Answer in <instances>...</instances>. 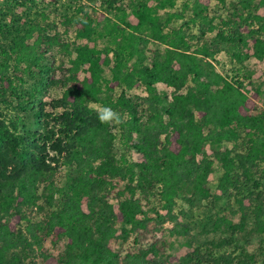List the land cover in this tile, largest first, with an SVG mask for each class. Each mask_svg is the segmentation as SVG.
I'll list each match as a JSON object with an SVG mask.
<instances>
[{"label":"trees","instance_id":"1","mask_svg":"<svg viewBox=\"0 0 264 264\" xmlns=\"http://www.w3.org/2000/svg\"><path fill=\"white\" fill-rule=\"evenodd\" d=\"M106 1L101 13L78 7L80 17L53 5L55 11L42 7L25 26L14 25L8 11L3 17L9 14L10 21L0 20V40H9L0 45V264H253L245 249L238 254L227 249L249 217L264 239V108L214 62L220 53L238 64L251 56L264 59V15L257 13L264 0H240L234 11L245 10L246 16L221 18L226 27L211 41L201 37L205 28H216L213 17L203 15L202 0L194 2L200 35L182 28L164 31L173 15L162 21L159 10L174 7L176 0ZM128 9L135 23L127 21ZM70 28L73 39L66 38ZM96 38H105L101 48L77 42ZM151 40L165 49L150 56ZM55 51L65 54L67 66L54 63ZM61 68L66 75L56 78ZM83 69L87 75L79 78ZM24 83L29 90L20 89ZM58 85L61 96L42 100ZM137 87L147 93L143 113L129 94ZM89 103L111 106L125 117L119 137L138 160L117 158V134ZM225 142L232 147H221ZM216 161L222 169L220 195L208 183ZM62 166L65 181L54 187ZM41 186L50 191L47 207L39 202ZM184 193L186 208H178ZM154 195L158 208L152 207V216L145 207ZM224 196L238 207L221 206L213 218V232L230 234L210 241L220 253L196 247L181 257L163 255V222L174 223L171 235L187 236L190 229L179 224V216ZM47 239L63 241V247L51 253Z\"/></svg>","mask_w":264,"mask_h":264},{"label":"rangeland","instance_id":"2","mask_svg":"<svg viewBox=\"0 0 264 264\" xmlns=\"http://www.w3.org/2000/svg\"><path fill=\"white\" fill-rule=\"evenodd\" d=\"M196 0H176L175 6L168 9H160L159 14L162 21L166 19L169 14L173 15V18L167 25L164 27V31H168L172 28H182L183 31L187 35H200V26L202 25V20L199 17L195 16L194 12V2ZM203 3L207 5L206 13L209 17H213V23L216 25V28L213 30L205 28V35L201 36L206 41H211L214 39L217 30L223 25L221 18L230 17L237 20H240L238 15L239 13H243L242 16H246L247 12L242 10L243 12L234 11L236 7H238L237 3L240 0H224V4H221L218 0H202ZM127 0H119L118 4H125ZM256 3V0H254ZM56 10L63 13L66 11L68 14H72L74 17H80L81 13L78 12V7L84 6L89 12L92 13V9H95L96 13L103 12V9L108 7L106 0H94V2H90V0H0V20L3 19V15L7 13H11L14 15L15 24L14 25H22L25 26L24 21L28 19L39 17L38 12L41 10L42 7H46L47 9H53V6ZM253 10V9H252ZM57 12V11H56ZM234 13L238 14L235 15ZM257 13L260 15H264V8L260 7L257 9ZM52 13L51 15H53ZM110 17L116 19L110 13H108ZM4 21L9 22L10 16L9 14L4 18ZM127 21L130 23H135L136 19L131 14L130 10H127ZM58 29L62 30L63 28L57 21ZM252 27H256L257 24L253 23ZM9 35V34H8ZM13 35V34H12ZM64 35V33H63ZM11 36H8L10 39ZM67 39H73V29L70 28L69 32L66 35ZM9 40H5L4 38L0 40V45L2 43V47L6 46ZM79 43H88L90 46L96 44L98 48H101L105 43V38H96L95 40H78ZM191 43H194L192 40ZM165 49V45L159 43L155 40H151L147 45V53L152 56L154 52L163 51ZM245 51L251 52V49H245ZM55 58L54 63L56 65H68L66 61L65 54L61 52H54ZM216 69L222 73L227 79H231L234 83H238L239 81L242 82V89L248 94V96L253 97L255 103L258 107L264 108V98L262 95V91L264 90V59L258 60L255 57L251 56L247 60L244 61L243 64H238L237 62L233 61L228 54L220 53L216 56V60L214 62ZM64 68L57 69L55 77L56 78H63L66 74L63 70ZM87 75L85 69H83L79 73V78ZM104 78L110 77V70L108 67H104L103 72ZM20 89L29 90L30 83H24L19 85ZM157 89L164 91L168 94L171 93L172 89L166 87L165 85L158 84ZM63 91V87L61 85L51 87L48 91L43 94L41 97L42 100L48 102L52 98H57L61 96ZM120 89L116 88L113 94L119 93ZM105 93V92H104ZM129 94L135 98V100L140 103L139 109L143 113L144 112V105H143V98L147 95L145 89L143 87H137L133 90L129 91ZM104 97V94L102 95ZM113 97V95H112ZM93 109H98L102 105L98 103H89ZM47 110H51L49 106L46 107ZM57 111V110H56ZM30 126L33 124L31 119L29 120ZM113 131L117 134V139L114 142V152L118 159H125L126 161H135L140 158V156L132 149L127 147L122 139L119 137V127L118 125H111ZM35 128H39L36 127ZM232 147V143L225 142L221 147ZM206 150L209 151V146L206 147ZM212 151V150H211ZM222 173V169L219 163L216 161L214 163V170L209 175V187L210 190L218 195L220 192L217 188L218 177ZM67 168L62 166L58 172L53 176L54 187L61 186L66 178ZM39 192H43L42 197L40 199V203L47 205L44 202V197L50 192L47 189H44L42 186L40 187ZM56 195V194H55ZM186 195L181 194L178 199V208H186V204L183 200V196ZM57 196V195H56ZM112 202L116 204L115 199H111ZM227 206L235 209L238 207V204L234 202L233 198L230 197H223L221 200L217 201L215 204L206 203L198 207L197 209H193L184 217L179 216L178 222L180 225H186L189 227V234L187 236H177L171 235L169 233V228L174 225L173 222L166 220L163 222L164 229V237L167 241V246L165 248L164 256L165 255H172L176 257H181L186 253L194 250L196 247L202 253L211 251L214 253H220V249H214V247L210 244V241L215 240L216 238L220 237H227L230 234L228 232L221 233V232H213L212 228V221L219 211L221 206ZM83 209H86V204L83 202ZM148 207V208H147ZM158 208V203L156 196L150 197V204L146 203L147 213L149 215H154V210L152 209ZM229 209V210H230ZM176 212V211H175ZM160 214L164 215L165 212L163 210L159 211ZM240 214L237 213L235 216H232L234 221H238ZM35 218H39L40 216L35 213ZM235 242L227 249V252L233 251L236 254L240 253L245 249L246 256L253 264H260L261 260H264V239H262V234H258L254 232V223L252 217L247 218L245 231L242 234H233ZM263 241V243L261 242ZM45 247L51 253H57L63 247L64 242L60 241L57 243H53L50 239H47L44 243ZM223 252V249L221 250ZM163 260V257L160 258ZM166 264V263H165Z\"/></svg>","mask_w":264,"mask_h":264},{"label":"clouds","instance_id":"3","mask_svg":"<svg viewBox=\"0 0 264 264\" xmlns=\"http://www.w3.org/2000/svg\"><path fill=\"white\" fill-rule=\"evenodd\" d=\"M97 118L102 124L120 125L125 123V117L111 106H101L95 109Z\"/></svg>","mask_w":264,"mask_h":264}]
</instances>
